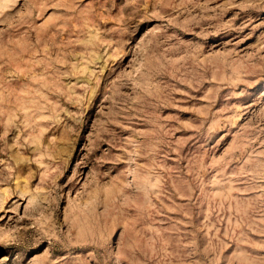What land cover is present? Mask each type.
Returning <instances> with one entry per match:
<instances>
[{"label": "rangeland", "instance_id": "rangeland-1", "mask_svg": "<svg viewBox=\"0 0 264 264\" xmlns=\"http://www.w3.org/2000/svg\"><path fill=\"white\" fill-rule=\"evenodd\" d=\"M0 264H264V0H0Z\"/></svg>", "mask_w": 264, "mask_h": 264}]
</instances>
